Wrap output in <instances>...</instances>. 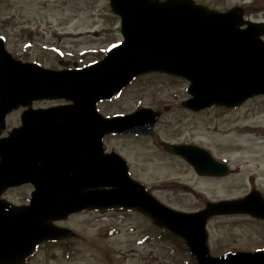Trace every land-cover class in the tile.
Instances as JSON below:
<instances>
[{
    "label": "water",
    "instance_id": "water-1",
    "mask_svg": "<svg viewBox=\"0 0 264 264\" xmlns=\"http://www.w3.org/2000/svg\"><path fill=\"white\" fill-rule=\"evenodd\" d=\"M124 41L80 70L53 71L11 57L0 40V135L8 114L19 108L21 126L0 138V196L8 187L31 184L29 205L0 199V264H26L37 245L70 238L54 221L83 210L123 208L182 239L196 264H264V251L212 257L207 221L248 215L264 220V200L252 192L240 200L208 203L195 213L171 210L128 176L126 163L105 155L107 135L149 134L157 118L147 108L104 118L99 101L136 77L160 73L188 82L183 107H236L264 95V26L243 21L239 9L213 12L192 0H109ZM245 28H242L244 27ZM72 104L32 110L38 100ZM197 175L224 177L226 165L189 145H169ZM29 154L27 162L26 153Z\"/></svg>",
    "mask_w": 264,
    "mask_h": 264
},
{
    "label": "rangeland",
    "instance_id": "rangeland-1",
    "mask_svg": "<svg viewBox=\"0 0 264 264\" xmlns=\"http://www.w3.org/2000/svg\"><path fill=\"white\" fill-rule=\"evenodd\" d=\"M194 1L220 12L243 8L245 19L264 22V0ZM0 37L14 57L54 70L64 61L70 66L99 61L122 40L108 0H0ZM186 89L185 81L149 74L98 104L106 117L140 107L160 112L149 136L107 138L106 148L124 156L132 176L177 211L193 212L207 202L237 199L254 189L264 196V96L234 109L212 107L193 113L182 106ZM18 116L19 111L8 116L6 131L18 125ZM164 144L202 147L232 171L225 178L197 176ZM23 195V189L11 192V198ZM3 198L8 201V191ZM63 226L75 236L42 244L27 264H190L188 253L158 240V230L134 212H83L70 216ZM207 231L213 256L264 249V222L214 217Z\"/></svg>",
    "mask_w": 264,
    "mask_h": 264
},
{
    "label": "flooded vegetation",
    "instance_id": "flooded-vegetation-1",
    "mask_svg": "<svg viewBox=\"0 0 264 264\" xmlns=\"http://www.w3.org/2000/svg\"><path fill=\"white\" fill-rule=\"evenodd\" d=\"M47 103H49V102L48 101H44V102H42L40 104L39 107H41V108L50 107L51 103H49V104H47ZM36 107H38V106H36ZM18 126H19V124L16 127L8 128V131L6 132V134L4 136H6V135L9 136L10 133L14 130V128H17ZM105 152L106 153L113 152V150L106 148ZM29 154H30V152L27 151V153H26L27 162L29 161ZM21 189L24 190V195L21 198H11V192H13L15 190H21ZM32 191H33V188L30 185H26V186H22V187H18V188H8V203H10V204H12L14 206H25V205H27L28 201H29L30 194H31ZM66 220L61 221V222H57V225L62 227L63 223ZM62 241H66V240H62ZM59 242H61V241H59Z\"/></svg>",
    "mask_w": 264,
    "mask_h": 264
},
{
    "label": "trees",
    "instance_id": "trees-1",
    "mask_svg": "<svg viewBox=\"0 0 264 264\" xmlns=\"http://www.w3.org/2000/svg\"><path fill=\"white\" fill-rule=\"evenodd\" d=\"M158 237L162 241H168V242L172 243L173 245H176V248L179 251L184 252V253L187 252V249L185 248L183 242L180 239H178L172 235H169L168 233L163 232V231H161V234Z\"/></svg>",
    "mask_w": 264,
    "mask_h": 264
}]
</instances>
